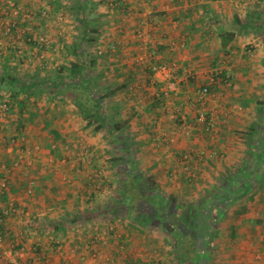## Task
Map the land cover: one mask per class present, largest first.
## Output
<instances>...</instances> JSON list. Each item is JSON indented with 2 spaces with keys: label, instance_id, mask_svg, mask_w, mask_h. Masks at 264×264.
Returning <instances> with one entry per match:
<instances>
[{
  "label": "crops",
  "instance_id": "obj_1",
  "mask_svg": "<svg viewBox=\"0 0 264 264\" xmlns=\"http://www.w3.org/2000/svg\"><path fill=\"white\" fill-rule=\"evenodd\" d=\"M3 1L0 0V5ZM21 1L39 7L36 12L31 11V37L39 33L51 36L56 30L50 28L51 23L44 19L36 21L35 15L44 10L38 5L39 0ZM43 1L58 3L61 8L58 14L65 17L68 11L71 14L72 19L67 18L71 23L62 25L65 37H60L63 40L60 43L70 55L61 66H68L74 60L71 48L80 28L77 10L79 4L87 5L81 13L97 29L91 34L98 64L92 67L91 80L98 91L111 90L108 100L117 109L112 113L114 120L128 131L126 141L132 148L129 153L116 149L109 156L111 165L123 162L121 182L115 169L73 170L66 157V145L63 148L61 144L56 157L33 152L28 170L21 171L18 167L9 171L8 187L0 192L1 211L11 203L14 205L12 212L0 220L3 238L0 251L8 242L20 245L24 251L21 250L14 264H137L136 256L147 241V228L153 224L150 210L142 208L163 209L169 201L178 205L181 200L178 198L182 194L181 185L173 180L169 182L165 171H207L206 177L219 174L224 183L218 186L209 181L206 189L209 199L200 208H207L214 215L226 202L225 214L234 209L236 215L227 224L225 233L219 227L225 214L219 216L217 231L222 236L230 235L231 241H235L232 247H239L232 248V252L219 251L218 263L264 264V180L260 182L264 174L261 152L264 150V0H116L117 3L113 0L111 6L107 0ZM1 13L2 9L0 22ZM138 29L146 32L148 49L154 48V57L133 36ZM102 30L108 33L102 35ZM18 34L14 31L8 41H2L0 54L6 55L0 57V64L2 59L13 58L16 48H22L23 55L32 50L33 40L28 41L23 35L17 37ZM171 41L176 46H170ZM111 43L117 44L114 51L107 49ZM100 49L104 51L102 56L98 54ZM82 60L87 61L86 56ZM157 62H175L179 67V91L163 100L156 98L149 79L150 65ZM4 64L12 69L20 66L7 60ZM225 76H229L226 81L222 79ZM203 85H208L212 95L200 100L198 88ZM46 95V91L38 92L24 103L31 106L26 112L25 107L22 114L26 143L45 144L48 148L55 141L69 143L70 135H77V141L100 145L98 133L70 134L69 129L75 127L69 113L78 110L66 99L59 101L55 97L52 101ZM42 100L44 105L40 103ZM198 111L214 117L215 137H209L204 125L196 122ZM74 116L76 123L82 122L87 130L91 128L80 113ZM1 132L2 129L0 144L5 140ZM3 149L0 146V165L10 164L16 155ZM132 152L136 153L133 157ZM184 153L189 154L186 161L181 158ZM232 176L236 183L229 180ZM27 177L36 183L30 195L24 191ZM136 177H141L139 181L149 177L153 182L151 187L157 192L154 204L148 203L147 195L138 198L139 190L134 187L139 185L132 183ZM233 188L239 192H233ZM217 191L219 198L215 196ZM159 200H162L160 206ZM122 207L126 208L124 215L117 210ZM189 234L187 248L179 246L177 255L187 256L189 252L195 255L189 243L196 238ZM94 238L99 246L96 257L81 256L73 249ZM240 240L242 245L238 243ZM119 242L126 244V251L119 250ZM194 259L184 258L183 264H195Z\"/></svg>",
  "mask_w": 264,
  "mask_h": 264
},
{
  "label": "rangeland",
  "instance_id": "obj_2",
  "mask_svg": "<svg viewBox=\"0 0 264 264\" xmlns=\"http://www.w3.org/2000/svg\"><path fill=\"white\" fill-rule=\"evenodd\" d=\"M8 1L9 0H5L0 5L1 7L0 9H2L3 11V14L1 13V15L3 16L1 19L2 22H0L1 23L0 24V45L3 40L5 41L7 39L8 41V38L12 35L14 31H17V33H20L17 35V37H21V35L27 37V33L32 35V28L31 26H29L30 21L33 20L31 18V15H32L31 11L36 12L39 8V7L37 8V6H36L37 9L34 8L33 6L31 7L27 6V4H23L24 2L21 0H11L15 2V4L19 7L20 12L18 13V15L17 14L7 15L6 13L9 10L7 6ZM143 1H147V0H143ZM107 2H108L107 5H110V6L114 4L113 0H107ZM38 3H39L38 5H42L41 8L44 10L41 9L42 11L39 13V15H35L37 17L36 21H38V19H40V21L44 19L46 20V22L51 23L50 28H53L56 30H54V33L51 34V36H49L48 34L45 35L43 33L34 35L33 36L34 39L32 37V40L34 42L32 44L33 48L32 50L30 49L28 54L23 55L22 48H16L15 50L13 49L14 50L13 58L8 56L10 57L9 60L6 58L1 60L3 61V64H0V71L3 70V68H5L6 65L4 64V61L6 62L7 60L8 62L16 63L17 65L18 64L20 65L19 68H16L18 66L16 67L14 66V67L16 68V70L18 71L21 77L25 78L33 72H36L42 77L48 76V75H50L48 77H52L53 75L57 74L56 72L59 70L63 62H65L64 58L66 59L67 57H69L70 55L69 51L65 45L64 46L61 45L62 43L60 42L63 40H61L60 37L64 35L63 34L64 32L62 31L63 29L62 25H67V24L69 25L71 23L70 22V20L72 19L71 14H69V11L66 17L63 14H58L61 9L58 3H55L56 4L55 5L53 2L49 3V2H44L43 0H39ZM52 7L54 9H52ZM67 18H69L70 20ZM24 19L26 20L24 21ZM66 19L68 21H65ZM94 19L95 20L98 19V21H101L99 17H94ZM12 20L17 21L19 23L18 26L15 28V30L10 31V33L6 35H3L1 30L6 26V24H3V23H6ZM106 32L108 33L107 30L101 31L102 35H104ZM139 33L142 35L141 37L142 39H140V41H142L143 43V45L141 46L142 49L143 48L148 49L149 45L146 40V32L143 29H138L134 31L133 36L137 37L136 35ZM109 34H111V32H109ZM40 37L47 40V43H48L42 46L41 48L37 45L36 40H35ZM53 41L55 42L52 43ZM95 46L96 44L93 40L87 44L88 53L86 54V60H88L89 57H91V55L93 54L96 48ZM116 46H117L116 43H111L109 45V48L107 49L114 51L116 49ZM151 50H154V48H149L147 50V53L149 54ZM0 52H2L1 47H0ZM103 53L104 51L102 49H100L98 52V54L101 56L103 55ZM3 55H6V54L1 53L0 57L1 56L3 57ZM31 69H34V71L30 72L32 71ZM93 72L94 70L92 69V67H89V69L86 71V76H91ZM151 84L154 85V89L156 90L157 85L154 83H151ZM41 88L42 86H39L37 89H41ZM47 90H46L47 92L46 96L50 97V99L54 101L56 94L55 92L53 94V90L55 91V89H47ZM75 91L76 93H79L78 90H75ZM9 92L10 91L7 90L6 88H2L0 90V100L2 98L7 97ZM158 99L163 100V98H158ZM45 100L47 99L45 98ZM56 100L62 101L63 98L59 99L56 97ZM66 100H68V98H66ZM18 101H19L18 99H15L14 101L12 100L11 110L6 115H0V129H2L1 133H3V136H4L3 139H5L1 142L0 146L4 148L3 150L5 151V153H8V154L13 153L14 155H16V157L11 158V164L9 166H6V164L0 165V171L6 172L7 175L9 174V171H11L13 168L18 169V167H20L21 171H27L28 167L30 166V163L32 162L31 156L33 152L34 154L36 153V155H39V156L43 155V153L45 152L50 157L52 155L56 157V151L61 147V144H63L62 147L66 145V150H68V155H66V157L72 164L73 170L75 169L76 171H83V170L85 171L87 167L88 169H90V171L91 170L111 171V169L112 170L115 169V171H117V174L120 178V182L121 180H123V176L120 174V172L124 171L123 162L120 160L118 161L119 164L117 163L118 164L117 166H115V164L111 165L110 160L112 158L109 157L111 154L114 153L116 149L118 150L123 149V145L119 144V142H117L116 140H113L112 135L108 133L106 128H103L100 131H95L91 126V128H88L87 130L86 129L87 126L81 125L82 122L76 123V118L74 114H79V112L74 110L75 112L69 113V115L71 116V119L74 122L75 128L71 130L69 129V133L74 134V133H79L80 131H82L83 135L85 136H91V135L93 136L94 134L98 133V135L101 138L100 145H94V144L84 143L82 141H77V137H78L77 135H74V136L70 135L69 139H72V140L68 139L69 143L62 142V141H55L56 143L54 142L51 143V145L48 148L44 146L45 144L42 145L40 143H33L30 145L26 143L28 142V140L24 133L25 129H23V125H22L24 124L22 122L23 121L22 114L24 113L26 106L20 108V103ZM40 103L42 105L45 104L43 100L40 101ZM61 103L62 102H60V105ZM28 108L30 109L31 106L29 107V105H27L25 112L28 110ZM21 109H23V111H21ZM106 110L109 114L114 113V109L111 103L109 104V108ZM124 131L128 132L127 130H124ZM4 132H6L5 135H4ZM58 143H60V145ZM134 154L132 152L131 156L133 157ZM125 157H127V155ZM127 158L129 159V157ZM100 159H102L101 162H100ZM88 165H91V167H89ZM3 166H5V168ZM205 173H207V171H185V170L165 171V174L167 178L169 179L168 180L169 182L170 180H173L174 181L173 183L177 182L178 184L181 185L182 194L180 193L178 196V198H181V200L179 201L180 203L178 205H176L174 202L172 203L171 201H169L168 205H166L163 209L154 207V206L150 208V212L152 216L151 223L153 224H151L147 228V232L145 235L147 236V241L142 243L141 248H143V250H141L138 256H136V259H138L137 264H143V263L145 264H181L179 257H178L179 255L176 254L179 251L180 245H178L179 243L176 241L175 238L179 236L178 237L179 239H182L187 242L188 239L191 240L190 239L191 235L189 233H191L194 238L196 237L195 232H193V229L196 228V225L198 226V223H201L200 220H204V218L206 220L207 218L210 217L209 214H211L207 208H204V207L200 208V206L206 205V202L209 199L207 198L208 193L206 192V189L208 188L209 183H210L209 181L211 180L213 184L215 183L218 186L219 185L221 186L224 183V180H223L224 178H221L219 174L216 176L212 175L210 177H206ZM31 180L34 182L33 187L35 188L36 186L35 180L32 179L31 177H27L26 186L24 187L25 194L27 195H30V193L27 192V187ZM145 180H148L149 184L153 183L151 180H149V177L145 178ZM145 180H142V181H145ZM229 180H232V182L236 183V179H234L233 176ZM8 182H9V175L7 176V184H6L5 190L8 187ZM106 182L108 183L109 181L106 180ZM232 191L236 193L239 192L237 188H233ZM103 194L107 196V193L103 192ZM144 194L147 195L146 192H144ZM219 195L220 194L217 191V194L215 196L218 197ZM204 198H207V199L204 201ZM86 199H89V197L88 198L86 197ZM159 201L160 202L158 201L156 202H158L159 204L161 203L162 200H159ZM223 204L225 206H228V203L226 202H224ZM160 205L161 204H159V206ZM225 206H221V207L219 206L220 213L214 212L213 216L215 218L217 216L216 214H218L219 216L220 215L223 216L226 213L227 207ZM176 207L177 208L179 207V208L177 209ZM117 210H121V213L120 211L118 212L120 213V215L121 214L124 215L126 213L125 207L119 208ZM142 210H147V209L142 208ZM201 213H204L203 218L198 217L199 214ZM219 216H217V221L219 219ZM224 216L225 217H224L223 222L219 225V227H221V230H220L221 233H225V230L227 229L226 227L228 226L227 224H229V221L232 220L236 216L234 213V209H230L227 212V214H225ZM158 219H161L160 221H163V223L160 224ZM211 224L214 227L213 222ZM217 228H218V224H217ZM108 229H111V227ZM158 233L159 235L156 236V234ZM182 233L186 235V237H184ZM213 235H214L213 238L211 239L209 244H207V238H206L207 235L205 233L204 234L199 233L198 239L201 244L200 245L198 244V248L200 249L201 258L196 257L194 259L195 264H216V263L219 264L218 261L221 259L219 251L223 250L227 252L230 250L232 252L231 250L232 248L239 247V246L232 247V243L235 244V241H231L233 239L230 235L222 236L223 234L222 235L219 234V231L217 230H216V233H213ZM2 242H3V238L0 236V243L2 244ZM241 242H242L241 240L238 241L239 244H241ZM119 244H120V248L118 245L117 249L119 248V250L121 251H126V244L124 242H119ZM12 245H14L15 247V245L17 244L8 242V245L6 247H3V249H9L10 247H13ZM98 247H99L98 241H96V239L94 238L93 241L89 240L85 242L83 245H81L80 247L77 245L73 249L78 251L81 254V256L88 254L91 257L92 256L96 257L99 252ZM17 250H18V253H15L11 255L10 257L2 254L0 256V264H8L10 262L14 264V262L19 257L18 255L21 252V250L22 252L24 251L23 249H21V247ZM225 252H223V254H225Z\"/></svg>",
  "mask_w": 264,
  "mask_h": 264
},
{
  "label": "trees",
  "instance_id": "obj_3",
  "mask_svg": "<svg viewBox=\"0 0 264 264\" xmlns=\"http://www.w3.org/2000/svg\"><path fill=\"white\" fill-rule=\"evenodd\" d=\"M117 1L115 0L116 3ZM86 7H87L86 4L83 5L79 4L78 6L77 11L79 14L76 16V19L80 23V28L78 29L76 39L74 40L73 46L71 48V54L73 55L74 60H72L68 64V66L65 65L61 66L59 70L56 72L57 74L53 75L52 77H48L50 75L42 77L36 72H33L25 78L19 75L18 71H16V68L12 69L11 66H5V68H3V70L0 71V90L2 88H6L7 90H9L10 92L8 93V97L13 101L15 99H18L21 108L25 106L24 103L30 96L37 95L38 92H44L47 89H55V91L53 90V94L55 92L56 94L55 96L59 99L68 98V101L71 102V104L74 107H76V109L80 113V116L84 120H86L87 125L92 126V128L95 131H100L103 128H106L108 133L112 135L113 140H116L119 143L121 141V144L123 145V149H125V151L129 153L131 152L132 147H131V143H128L126 141L127 133L123 131L122 124L114 120L115 118L114 115L112 113L109 114L106 110L109 108L110 101L108 99L110 98L111 90L104 91L103 89V91L101 90V92L98 91L95 88L93 81L91 80V76H86V71L89 69V67L98 65L95 58L97 51L93 53L87 61H85L86 63L83 62L82 60L83 56H86V54L88 53L87 43L92 41V39L94 38L93 36H91V34L93 32H96L97 30L91 27L92 23L90 22L88 17H86L83 13H81V11L84 12ZM28 36L32 39L31 35L27 34V37ZM65 71L67 73L64 74ZM39 86H42V88L37 89ZM75 90H78L79 93H76ZM111 105L116 111L117 109L114 103L113 104L111 103ZM23 109H21V111H23ZM261 152L264 153V150H262ZM10 164H7L6 166H9ZM261 176H260V182L264 180V174ZM136 178L137 180L132 181V183L135 186L139 185L134 187L136 190L137 188L139 190L136 192V194L139 195L138 198L141 196V194L142 197L145 196L144 192H146L147 198L150 199L148 200V203L150 205H152V203L154 204L153 200H155V196L157 192L154 190L153 187H151V184L148 183V180L139 181L141 177L139 178L136 177ZM228 184L231 185V181H229ZM122 194L125 193L122 192ZM9 207L3 208L2 211L0 210V220H2L3 217L8 216L4 213V210ZM12 208L14 209L13 204H12ZM146 209H148L149 211L150 207L146 206ZM219 209L220 208H217L216 209L217 211L214 212L218 213ZM203 215L204 213H201L199 214L198 217L203 218ZM216 215L219 216L218 214ZM217 216L215 218L212 215L206 220L204 218V220H200L201 223H198V226L196 225L197 229L196 228L193 229V232H195L196 235L195 237L196 239L192 240L189 243V247L190 249L191 248L193 249L192 252L195 255H192L191 252H189L187 256L180 255L179 260L181 261V264L184 263V258L186 257H189L190 259L196 257L201 258L200 249L198 248V244L200 245L201 243L199 242L198 235L199 233L201 234L205 233L207 235L206 236L207 244H209V242L214 236L213 233H216V230L218 229ZM212 222L214 224V227L211 224ZM178 237H176L175 239L180 244V247L183 249L187 248V242L182 239H179ZM15 247L19 249L20 245L17 244L15 245ZM8 264H13V263L10 262Z\"/></svg>",
  "mask_w": 264,
  "mask_h": 264
},
{
  "label": "built area",
  "instance_id": "obj_4",
  "mask_svg": "<svg viewBox=\"0 0 264 264\" xmlns=\"http://www.w3.org/2000/svg\"><path fill=\"white\" fill-rule=\"evenodd\" d=\"M7 6L9 8V10L7 11V15H13V14H17L20 12L19 11V7L15 4V2L9 0L7 2ZM26 19H24L25 21ZM1 24V23H0ZM6 26L1 30L3 35H6L8 33H10V31L15 30V28L18 26V22L17 21H8L6 23ZM139 39H142V35L139 33L136 35ZM28 41L31 40V38L28 36ZM37 45L41 48L42 46H44L47 43V40H45L44 38L40 37L38 39H35ZM170 46L174 47L176 46V43L174 41H171ZM155 55V51L151 50L149 52V56L150 57H154ZM178 65L175 62H157V63H152L150 66V82L154 83L157 85V88L155 90V96L158 98H164L169 96L170 94L176 93L179 91V84H180V80L178 79L177 76V70H178ZM219 73V72H218ZM229 76H225L224 78H222L223 80L225 79L228 80ZM209 95L211 96V91L208 87V85H203L200 86L198 88V97L200 100H203L207 97H209ZM12 107V100L9 99V97H5L2 98L0 100V115H6ZM196 122L198 124H202L204 125V130L206 132V134L209 137H215L216 134V122L214 117L213 118H209L207 116V114L205 113V111H198L197 115H196ZM182 161H186L189 158V154L184 153L182 156ZM5 168V166H3ZM193 175V174H192ZM7 173L4 171H0V190L1 192L5 191V187L7 184ZM33 181L31 180L29 182V185L27 187V192L28 193H32V190L34 189L33 187ZM11 207L7 208L4 210V213L6 215H9L13 208H12V203L10 204ZM1 244V243H0ZM14 247V245H12ZM10 247L9 249H2L0 251V256L6 255L8 257H10L11 255L18 253V250L16 247ZM16 248V249H15Z\"/></svg>",
  "mask_w": 264,
  "mask_h": 264
}]
</instances>
